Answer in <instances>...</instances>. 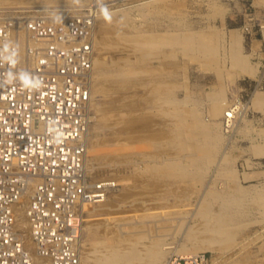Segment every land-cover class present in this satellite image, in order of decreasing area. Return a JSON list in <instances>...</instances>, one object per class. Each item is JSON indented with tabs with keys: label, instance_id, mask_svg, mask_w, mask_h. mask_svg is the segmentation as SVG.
Listing matches in <instances>:
<instances>
[{
	"label": "rangeland",
	"instance_id": "obj_1",
	"mask_svg": "<svg viewBox=\"0 0 264 264\" xmlns=\"http://www.w3.org/2000/svg\"><path fill=\"white\" fill-rule=\"evenodd\" d=\"M84 16L85 165L114 187L78 209L79 264H264V0H0L15 27Z\"/></svg>",
	"mask_w": 264,
	"mask_h": 264
},
{
	"label": "built area",
	"instance_id": "obj_2",
	"mask_svg": "<svg viewBox=\"0 0 264 264\" xmlns=\"http://www.w3.org/2000/svg\"><path fill=\"white\" fill-rule=\"evenodd\" d=\"M92 31L91 16L0 22L17 52H0V264H79L78 209L114 187L85 165Z\"/></svg>",
	"mask_w": 264,
	"mask_h": 264
},
{
	"label": "clouds",
	"instance_id": "obj_3",
	"mask_svg": "<svg viewBox=\"0 0 264 264\" xmlns=\"http://www.w3.org/2000/svg\"><path fill=\"white\" fill-rule=\"evenodd\" d=\"M101 11H102L105 19L111 20V14L108 12L106 7L102 8ZM57 19H59V17H57ZM0 52H3V53L11 52V55H7L4 58L7 60H10L12 63L16 62L17 52L14 50V46L12 45L11 42H4L2 44V47H0ZM26 80L29 81L28 82L29 86H32V87L37 86L35 81H33L30 77H26Z\"/></svg>",
	"mask_w": 264,
	"mask_h": 264
},
{
	"label": "bare ground",
	"instance_id": "obj_4",
	"mask_svg": "<svg viewBox=\"0 0 264 264\" xmlns=\"http://www.w3.org/2000/svg\"><path fill=\"white\" fill-rule=\"evenodd\" d=\"M17 221L19 223V225L24 226L26 223L25 220V215H24V211L23 208H21L18 212H17ZM83 244V243H82ZM99 244V243H98ZM118 255V254H117ZM120 257V256H119ZM118 258V257H117Z\"/></svg>",
	"mask_w": 264,
	"mask_h": 264
}]
</instances>
